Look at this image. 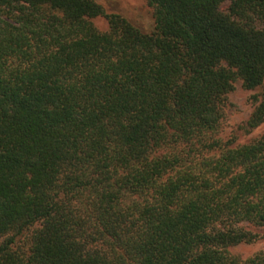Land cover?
Returning a JSON list of instances; mask_svg holds the SVG:
<instances>
[{"label": "trees", "instance_id": "16d2710c", "mask_svg": "<svg viewBox=\"0 0 264 264\" xmlns=\"http://www.w3.org/2000/svg\"><path fill=\"white\" fill-rule=\"evenodd\" d=\"M146 1L0 0V264H264V0Z\"/></svg>", "mask_w": 264, "mask_h": 264}, {"label": "rangeland", "instance_id": "374dc122", "mask_svg": "<svg viewBox=\"0 0 264 264\" xmlns=\"http://www.w3.org/2000/svg\"><path fill=\"white\" fill-rule=\"evenodd\" d=\"M100 4L107 14H115L129 20L144 33H151L154 29V9L146 0H94ZM226 3L223 8H227ZM95 26L102 32L109 30L106 17L93 20ZM234 90L228 96L226 116L222 125L221 135L231 138L235 144H245L264 135V124L254 130L247 127L256 107L259 90L246 89L241 80L234 83ZM260 233V239L253 243H243L229 248L230 253L241 260L249 259L264 251V229L255 230Z\"/></svg>", "mask_w": 264, "mask_h": 264}]
</instances>
